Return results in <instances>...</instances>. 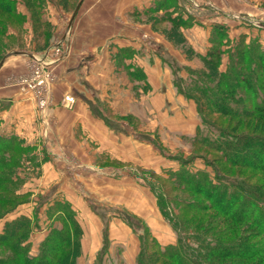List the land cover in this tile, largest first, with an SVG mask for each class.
Instances as JSON below:
<instances>
[{
  "label": "rangeland",
  "instance_id": "obj_1",
  "mask_svg": "<svg viewBox=\"0 0 264 264\" xmlns=\"http://www.w3.org/2000/svg\"><path fill=\"white\" fill-rule=\"evenodd\" d=\"M54 1L55 4L49 0H13L14 12L12 14L7 15L0 10V56L3 55L0 61L4 59L0 67V95L16 92L19 102L33 105L35 119L36 116H44L49 106V94L52 86L57 82L63 68L69 65V63H63L64 57L71 56L73 59L78 57L79 54L86 51L83 48L86 42L95 41L99 44V48L94 52H97L98 55L102 54L104 59L111 61L112 77L117 78L119 82H126V92L120 95L122 112L112 111L103 100L102 94L91 89L88 90L87 84L82 79V74L77 76L82 92L76 95H79V99L85 103L91 115H101L105 120L121 126L129 139L141 137L144 139L143 142L145 141L143 144L147 143L156 155L154 159L149 158L151 161L154 160L152 162L145 158L143 162L144 165L149 164L146 165L148 169H141L135 165L119 164L105 155L95 157L89 146L78 138L93 161L91 164L103 168L106 175H129L145 187L147 185L144 179L148 181L155 187L159 199L164 201L166 199L167 202H164L163 209L167 216L180 224V228L192 239L205 237L223 243L243 240V242L254 246H264V234H261L251 224H232L230 228H226L227 223H223L221 215L212 209L202 208L205 202L201 196L183 191L181 187H174L175 180L170 178V174L181 167L183 160L190 158L189 163L185 166L190 172L199 170L211 173V168L206 166L204 159L198 156L199 154L218 165L222 172L237 176L262 190H264V172L257 169H227L218 160L217 153L209 152L194 144V137L198 131V135L202 133L214 137L216 134L203 125L194 100L179 93L168 66L172 60L180 66L178 76L184 85L191 82L192 73L190 72L199 71L205 75L213 74V69L206 65L202 59L212 48L213 40L219 39L218 35L213 36L214 26L225 28V36L221 39L220 46L222 52L218 67L220 71L226 69L228 53L241 38H244L245 43L255 41L264 46V0ZM78 3L80 4L77 12L70 28L67 29ZM213 7L225 14L216 11ZM94 25H99L105 32L101 36H95L91 33V27ZM115 33L128 35L131 38L129 40L131 44L117 46V43L107 40L108 36ZM81 35L85 36L83 42L80 39ZM62 36H64V40L71 39L69 52V46L65 44L64 40L61 41ZM114 40H118V38H114ZM13 52H18V54H13ZM7 54L10 56L5 57ZM37 62L45 64L47 70L48 88L45 90L39 84L36 72ZM155 62L160 65V72L157 66L152 67ZM143 68L150 70L152 76L156 71L157 74H154L153 77L158 75L159 83L157 85H152L148 81ZM149 79L152 80V77ZM157 79L154 78V80ZM66 97H72L73 102L68 104L65 101ZM108 97L110 98L109 94ZM13 101V99L0 97V137L14 136L20 143L18 147L21 150L8 153V156L15 160L21 157L20 167L12 169L15 172L13 175L18 180L12 186L4 185L13 190L12 194H15L17 198L10 192L3 193L2 196L4 199L15 198L19 203L0 220L19 213L8 221L15 220L20 216L30 219L32 231L27 243L30 247L29 254L34 256L49 230L61 226L54 217L47 216L48 207L56 201H66L63 199V194H68L69 190L74 194L77 189L86 192L88 206L90 208L91 206L97 207L100 212L105 213L107 219L110 218L111 212H115L114 208L117 207V204L98 195L97 191L101 189L97 186L100 182L97 173L87 169L84 162L76 157L70 156L71 164L61 171L64 178H59L60 180L57 181L56 174L55 172L52 174V171L44 174L40 170V165L41 162L48 161L49 158L45 154V146L42 145L41 140L28 135L29 138H26L24 133L19 135L11 129L13 123L10 120H14V118L10 119L6 113L10 110ZM73 103L74 97L69 95L63 96L60 101V104L67 109H70ZM22 107L23 110H26L24 103ZM206 115L207 119L213 121L217 126L227 128L232 132L256 133L264 137V124L254 117L238 120L214 110H209ZM21 120L24 122L22 118H20ZM169 155L176 156V159H169L167 157ZM151 166L163 180L151 177L144 171L145 169L152 171L149 169ZM1 172L6 171L3 169L0 170V174ZM48 174H52L53 177ZM168 179L170 183L166 182ZM89 196H95L97 199L99 198V201H93V198ZM44 199H46V203L41 202ZM152 199L157 207L154 194ZM73 206L78 211L76 216L70 205L74 211L75 220L81 221L85 228L84 231L89 233L90 222L84 215V205L73 203ZM5 208L0 204V210ZM119 211L118 216L122 220L124 213L121 209ZM157 211L166 221L158 208ZM24 212L28 215H25ZM136 218L146 227L144 232H149L151 235V228L147 225V221ZM166 224L175 237V242L168 245H175L179 231L178 229L175 231L167 221ZM107 227L108 225L104 236L105 226L101 225L99 229L100 247L95 252H91L82 248L81 241L85 242L86 236L83 235V229L80 226L81 253L76 258L77 264L95 263L100 256V250L103 249L105 237L106 254L102 257L104 264H135L139 247L134 261H125L124 263L122 253L125 252L127 242L116 244L115 240H109ZM151 237L153 236L151 235ZM157 243L161 247L168 246ZM151 250H153L152 247L148 245V252ZM9 255L6 249L0 247V264H2L1 260ZM154 261L156 264H162L157 259ZM211 262V264H224L227 261Z\"/></svg>",
  "mask_w": 264,
  "mask_h": 264
},
{
  "label": "trees",
  "instance_id": "obj_2",
  "mask_svg": "<svg viewBox=\"0 0 264 264\" xmlns=\"http://www.w3.org/2000/svg\"><path fill=\"white\" fill-rule=\"evenodd\" d=\"M12 1L0 0V10L7 15L12 14L14 12ZM49 1L55 4L54 0ZM213 29V36L218 35L219 39L213 40L212 48L202 59L213 69V74L190 72L192 73L191 82L184 85L178 76L180 66L173 60L168 63L174 85L179 93L194 100L203 125L216 134L210 137L202 133L198 135V131L194 137V144L209 152L217 153L218 160L227 169H257L264 172V137L262 135L232 132L217 126L213 121L208 120L206 115L209 110H214L238 120L254 117L264 124V46L255 41L245 43L244 38H241L228 53L226 69L220 71L218 69L222 54L220 46L221 39L225 36V28L214 26ZM2 57L3 55L0 59ZM93 115L101 119L114 132H125L121 126L105 120L101 115ZM138 137H136L137 140H144ZM19 144L14 136L0 137V170L6 171L0 174V204L6 207L0 210V219L19 203L15 198L4 199L2 196L3 193H13V190L4 185L12 186L18 180L13 175L15 172L12 169L20 167L21 157L15 160L8 156V153L21 150L18 147ZM198 156L202 157L206 166L211 168V173L199 170L190 172L185 167L190 158L183 160L181 167L170 174V178L175 180L174 187H181L183 191L201 196L205 202L202 208L212 209L221 215L223 223H227L226 228H230L232 224H251L264 234V190L246 183L237 176L222 172L218 165L208 161L204 155ZM167 157L176 159L174 155ZM144 171L151 177L163 180L153 171ZM144 182L156 196L159 212L169 225L175 231L178 229L179 232L175 245L161 247L149 232H144L146 227L141 221L124 212L123 222L130 227L139 240V252L135 264H156L154 259L162 264H211V261L216 260H226L224 264H264L263 245L254 246L243 240L223 243L205 237L192 239L187 236L180 228V224L172 221L164 211L166 199L160 200L155 187L145 179ZM166 182H169V179ZM161 192L165 195L162 190ZM12 195L17 198L15 194ZM45 200L41 202L46 203ZM91 208L103 221L105 236L107 217L97 207L91 206ZM47 216L54 217L61 226L49 230L34 256L29 254L30 247L27 243L32 231L30 219L20 216L5 222L0 234V247L6 249L10 255L1 260L2 264H77L76 258L81 253V229L74 218V211L68 202L56 201L48 207ZM105 239L106 237L103 240L100 256L93 264H104L102 257L106 254ZM148 245L153 249L151 252H148Z\"/></svg>",
  "mask_w": 264,
  "mask_h": 264
},
{
  "label": "crops",
  "instance_id": "obj_3",
  "mask_svg": "<svg viewBox=\"0 0 264 264\" xmlns=\"http://www.w3.org/2000/svg\"><path fill=\"white\" fill-rule=\"evenodd\" d=\"M213 8L218 12L221 11L216 7ZM221 13L225 14L222 11ZM103 32H105V30L99 27V25L91 27V33L95 36H101ZM114 38H118V40H114ZM80 39L83 42L85 36L81 35ZM130 39L128 35L119 33L111 34L107 38V40H112L113 43H117V46H128L131 44V41H129ZM63 40L64 36L61 38V41ZM70 40L71 39L68 38L64 40L65 44L69 46L68 52L69 49H71ZM83 48L86 49V51L79 54V56L77 55L78 57H74V59L71 56L64 57L63 63H69V65L63 68L58 76L57 82L52 86L49 94V106L44 116L39 115L36 116L35 119L36 114L33 111V105H27V102H19L16 92L9 95L2 94L0 97L14 100L8 111L9 113H6L10 119L14 118V120H10L13 123L11 129L19 135L24 133V137L26 138H39L42 145L45 146V154L49 159L48 161L41 162L40 170L44 172V174L45 172L49 173L52 171V174L55 172L57 181L64 178L61 171L71 164L72 160L70 156L83 161L87 169L97 173V178L100 181L97 186L101 189L97 191L98 195L104 196L107 200L117 204V207H119H113L115 212H111L109 216L111 219H107L109 240H115L116 244H124L127 242L125 252L122 253V259L124 263L125 261L133 262L138 251L139 241L136 234H134L127 224L119 218V209H121L123 213L126 212L141 218L145 222L147 221V225L151 228V235L160 244H173L175 242V237L170 227L166 224V221L159 215L157 207L152 201L153 194L150 190L143 184L135 181V179L129 175L116 176L114 174H104L103 168L91 164L93 161H91V158L82 147L79 139L89 146L95 157L105 155L119 164L135 165L139 166L141 169L147 168L146 165H149H144L143 160H145V158L154 159L156 154L147 143L143 144L145 142L134 139L133 137V139H129L126 133L114 132L109 129L102 120L91 115L85 103L79 99V95H76L82 92L77 79V76L82 74L83 78H81L87 84L88 90L91 89L92 91H97L99 94H102L103 100L106 101L105 103L108 107L114 112L121 113L122 100L120 95L121 93L124 94L127 89L125 81L119 82L117 78L112 77L113 66L110 59L106 60L102 57V54L98 55L97 52H94L99 48L98 43L95 41H88ZM83 48L81 47L80 49L82 50ZM154 66L159 68V72L161 71L159 64L157 65L155 62L152 67ZM143 70L147 75L148 81H150L152 85H157L159 83L157 79L158 75L153 77L155 76L154 74H157L156 71H154L152 76L150 75V70L144 68ZM159 72L158 74H160ZM151 77L152 80L149 79ZM154 78L157 80H154ZM67 95L74 97V103L70 109L60 104L63 96ZM23 103L26 110H23ZM20 118H22L24 122H22V120L20 121ZM149 169L155 171L154 173L157 174V171L152 166L149 167ZM120 172L122 173V170ZM52 174L48 175L53 177ZM93 190L95 191V189ZM85 195L86 192L83 190L77 189L75 194L69 190L68 194H63V199L71 205L76 216L78 211L77 208H74L73 203L84 205V215L88 218L87 221L90 222V227H88L89 233H86L81 221L77 220L83 229V235L85 234L86 236L85 242L84 240L81 241L82 248L83 250L85 249V251L95 252L101 244L99 229L103 223H101L102 220L99 215L93 212L91 210L92 208L88 206ZM89 197L93 198V201H99V198L97 199L95 196ZM19 214L8 216L0 220V233L4 222L13 219ZM25 215H28V213H25Z\"/></svg>",
  "mask_w": 264,
  "mask_h": 264
},
{
  "label": "built area",
  "instance_id": "obj_4",
  "mask_svg": "<svg viewBox=\"0 0 264 264\" xmlns=\"http://www.w3.org/2000/svg\"><path fill=\"white\" fill-rule=\"evenodd\" d=\"M47 70L45 69V64L41 63V62H37L36 63V72H37V77L39 78V84L40 86L45 90L46 88H48L47 86ZM65 101L70 104L73 102V98L72 97H66ZM43 106V104H42Z\"/></svg>",
  "mask_w": 264,
  "mask_h": 264
},
{
  "label": "water",
  "instance_id": "obj_5",
  "mask_svg": "<svg viewBox=\"0 0 264 264\" xmlns=\"http://www.w3.org/2000/svg\"><path fill=\"white\" fill-rule=\"evenodd\" d=\"M79 4H80V3H78V4L76 5V8H75V10H74V12H73V14H72V16H71V18H70V21H69V24H68V26H67V29H69L70 26H71V23H72V21H73V18H74V16H75L76 12H77L78 7H79ZM13 54H18V52H13ZM7 56H10V54H7L5 57H7ZM3 60H4V59H2V60L0 61V67H1V65H2V63H3Z\"/></svg>",
  "mask_w": 264,
  "mask_h": 264
},
{
  "label": "bare ground",
  "instance_id": "obj_6",
  "mask_svg": "<svg viewBox=\"0 0 264 264\" xmlns=\"http://www.w3.org/2000/svg\"><path fill=\"white\" fill-rule=\"evenodd\" d=\"M47 72V71H46ZM47 83H48V80H47Z\"/></svg>",
  "mask_w": 264,
  "mask_h": 264
}]
</instances>
